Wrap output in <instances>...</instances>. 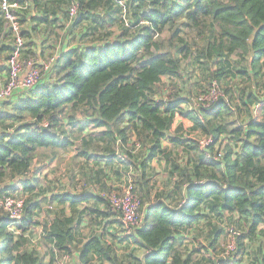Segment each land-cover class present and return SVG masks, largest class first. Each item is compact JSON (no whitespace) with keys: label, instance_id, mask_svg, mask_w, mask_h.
<instances>
[{"label":"trees","instance_id":"trees-1","mask_svg":"<svg viewBox=\"0 0 264 264\" xmlns=\"http://www.w3.org/2000/svg\"><path fill=\"white\" fill-rule=\"evenodd\" d=\"M74 2L79 4L75 22L89 20L82 37L91 35L90 41L99 42L61 52L43 81L16 92L3 102L13 105L12 111L0 112V197L36 194L25 199L23 218L14 230L0 207V264H45L37 247L28 246L35 226L43 228L51 264L68 255L76 264H90L94 256L109 264H214L215 259L219 264H264L262 246L256 253L248 247L260 227L264 234V0H30L27 9L44 6L43 16L28 18L27 11L21 16L20 11V22L32 23L27 30L20 28L21 35L38 38L39 25L50 23L42 32L50 38L57 21L50 14L57 10L69 18ZM3 20L1 16L0 53L6 49L2 32H10ZM119 20V33L100 34ZM166 31L170 39L164 45L159 37ZM198 40L203 44L193 55ZM23 57L39 58L34 52ZM187 57L210 71L207 87L182 73V58ZM213 82L221 85L222 96L205 106L198 98ZM187 120L188 132L178 123ZM90 123L103 128L98 137L74 129ZM96 141L91 151L88 146ZM71 148L85 164L93 161L95 174L106 173L100 167L106 164L125 180L115 187L92 174L80 193L54 194L56 209L42 221L37 214L47 198H39L45 190L30 176L33 162L45 163ZM155 160L166 165L162 186L156 185L155 179H161L152 166ZM93 182L102 187L92 189ZM127 186L139 198L144 219L134 229L123 224L111 202ZM37 188L42 193H35ZM90 214L95 224L108 218L103 226L125 232L112 233L124 243L122 250L103 234L80 239ZM237 215L249 229L241 232L232 224L239 232L237 247L223 260L217 242L231 224L227 220ZM205 222L211 239L206 253L194 261L199 250L188 253L183 237L194 229L192 239H198Z\"/></svg>","mask_w":264,"mask_h":264},{"label":"rangeland","instance_id":"rangeland-1","mask_svg":"<svg viewBox=\"0 0 264 264\" xmlns=\"http://www.w3.org/2000/svg\"><path fill=\"white\" fill-rule=\"evenodd\" d=\"M4 22H6L5 20H3ZM83 26H81L79 31H82L79 33V38L77 39V37H75V39L72 38L71 44L75 43L74 45H81V47H85L88 44H96L98 41L92 42L90 41L92 36L88 35L86 37H81L82 34L85 32V30L82 28ZM85 29L87 28V26H84ZM122 27V23L120 22V20L118 22H115V24L112 27L106 26V28L101 29L102 31H111L114 33H119ZM105 32H100V34H103ZM69 34V33H68ZM191 34L195 35V29L191 30ZM160 40L162 41V43L164 45H167L170 39L169 33L168 31L164 32V34L162 36L159 37ZM198 39V38H197ZM101 41V40H100ZM199 45H196L193 47V55H197L199 53V51L201 50V46L203 44V42L201 40H198ZM183 56V54L181 55ZM236 59V58H235ZM182 73L186 76H191L192 79L190 80L191 82L194 81H199L202 84H204V86H208V79H205L208 74H209V70L206 69L204 66H202L201 64H198L196 62L192 61V58H182ZM215 67V66H214ZM56 74V72H55ZM55 76V75H54ZM44 80V78L42 79V81ZM168 81V77H164V81L163 82H167ZM234 83H237V80L233 81ZM179 83L181 86H183V88H185L184 83L179 80ZM221 88V85H220ZM204 89L201 88V90ZM4 101H0V112L2 110H10L12 111V106H4L3 104ZM189 121V120H187ZM179 123V121H178ZM176 122V125L178 124ZM87 127H84L83 130H78L77 127H75L74 129L77 131H82L84 133H92L94 134L93 136L98 137L103 128H95L93 127V125L90 124H86ZM73 128V127H72ZM189 129V125H187V132ZM186 129H184L185 131ZM184 131L182 132L183 135L185 136ZM76 132L74 133V135H76ZM76 140L80 139V136L78 138H75ZM77 143H79L78 141H76ZM98 143L96 142H92V144L90 146H88V148L91 151H95L94 149V145ZM99 144H102L103 146L105 145L104 142H100ZM74 148H71V150H69V153H66L65 150H60L59 153L55 156V157H50L48 159H46L45 163H42L41 160L36 159L33 162V169L34 171H32V173L30 174V176L32 178H36L40 181V185L42 188H44V192L42 193L40 191V189H36L35 193H42L41 196L39 197L40 199H42L43 201L47 198L46 202H44V207L42 209V211H40L39 214H37V216L39 217V219H41L42 221H46V220H50L52 218V215L54 212V210L56 209V202H52L51 198L54 194L57 193H61V192H75V193H80L81 192V188L85 185V181L88 182V178L92 175L95 174L94 171L95 169H97V166L93 163V161H90L89 164H85V161L83 159H80L78 156H75L74 154ZM72 151V152H70ZM44 165L42 168L37 169L40 167V165ZM104 166L105 167V172L106 173H99V174H95V177H97L99 180H103V181H108V183H112V184H117L115 187L119 186L120 182H124V178H122V180H119L117 178V174L116 172L112 171V169L110 168V165H106V164H100V167ZM121 168V167H120ZM119 168V169H120ZM88 173V174H87ZM106 174V176L103 177V175ZM161 176V175H159ZM158 176L159 179H161ZM157 180L156 185L158 186H162V182L164 179H161L158 182ZM90 187L92 189L95 190H99V186L100 188L102 187V183H100L99 185L96 184V182H93L91 184ZM121 185V184H120ZM20 191H22V189H20ZM20 194H23L22 196L27 199L30 196L35 197V195H31L29 193H25V192H20ZM89 205L93 206V203H88ZM100 209H104V205L100 204L99 205ZM67 212H69V209L67 210ZM87 218H85L84 221V225L82 226V231H81V236L80 239L83 241L85 239H87L91 234H98V235H102L103 234V238H105V240H112V242L116 243V247L119 248V251L122 250L123 246L121 245V243L118 242V237H113L112 233L115 232L116 235L120 236V234H122L123 232H117L115 229L114 231H110V226L106 225L103 226V224H105L106 222H108V218H105L103 220V223H98L95 224L94 221H91V218L93 217L91 214L86 216ZM240 216H234L232 219L227 220L229 223L227 227H226V231L225 234L222 235V237L218 240L217 245L220 247V253L218 255H220L223 250L226 248L229 240H230V232H229V228L230 227H234L232 224H237V227L239 229V231L243 232V231H247L249 228L248 227H243L246 224V221H241L240 220ZM239 221V223H238ZM99 224H101L102 226H100ZM240 224V225H239ZM243 225V226H242ZM221 226V225H220ZM203 231L201 232V235L199 234L198 239H190L187 240L185 243L186 244H190L192 243L194 246L192 249L194 250H199L198 252H195V254H197V256L200 255L201 252L206 253V250L203 251L202 249L205 248V244L203 243L204 241H206L205 243L207 244V241L210 242L209 240L211 239V236L209 238V240L207 239V235L209 234V231L211 230L210 226L207 224V222H205L203 225ZM235 228V227H234ZM107 230L110 231V233H107ZM263 227H260V230L256 233V235L253 237L255 239L253 240H249L248 242V247L249 250L253 253H256L257 250L262 246V250L264 251V234H263ZM30 233L32 234L33 237V241L30 242L28 246L30 248H36L37 250H39L41 252V255H43L42 259L44 261V263H49L50 261H48L49 259L52 260V255L49 254L48 252V248L44 245V238L42 236V232H43V228L42 226H35V227H31L30 229ZM126 231V230H125ZM125 233V232H124ZM42 236V237H41ZM203 238L204 241L202 242V240L200 239ZM189 252V250H188ZM194 253V252H193ZM58 256V255H57ZM69 256V261L66 264H72L73 263V256ZM73 257V258H72ZM48 258V260H46ZM57 258V257H56ZM63 256H60L59 259H55L54 261L56 262H60L62 260ZM218 261V260H217ZM247 263V261H246ZM76 264V261L73 263ZM90 264H109L108 262H104V263H100V260L97 257H93V260Z\"/></svg>","mask_w":264,"mask_h":264},{"label":"built area","instance_id":"built-area-1","mask_svg":"<svg viewBox=\"0 0 264 264\" xmlns=\"http://www.w3.org/2000/svg\"><path fill=\"white\" fill-rule=\"evenodd\" d=\"M29 1L27 0H0V11L2 18L6 21V29L12 31L15 39L13 51L9 58V76L4 84H0V101L10 100L14 94L21 89L33 88L39 84L45 73L50 70L58 59L59 53H53L46 59H34L23 57L24 38L21 35V25L19 12L27 9ZM79 4L74 2L69 9V21L73 22L78 14ZM222 96L220 85L213 82L208 88V93L199 96V101L209 106L213 101ZM209 139L202 142L207 144ZM111 202L114 208L119 212L124 225L129 229L141 227L143 225V215L140 212V200L132 190V186H127L121 195L111 196ZM0 207L5 210L12 219L11 229L20 224L25 207V198L22 194H9L0 197ZM235 227V226H234ZM230 227V240L220 254V258L226 260L235 251L237 247L238 230ZM69 256H64L57 264H66ZM214 264H219L214 262Z\"/></svg>","mask_w":264,"mask_h":264},{"label":"crops","instance_id":"crops-1","mask_svg":"<svg viewBox=\"0 0 264 264\" xmlns=\"http://www.w3.org/2000/svg\"><path fill=\"white\" fill-rule=\"evenodd\" d=\"M27 1L30 2V0H27ZM45 2H50V0H45ZM29 9L20 12V16L23 15L25 11H27V14L29 13L28 18H30L33 15H36L38 18L43 16L44 6H41V8L38 11H30ZM98 9L101 11L102 14L103 13L105 14V9L103 8V6H100ZM1 16H2V14L0 11V17ZM26 18H27V15H26ZM49 18L50 19H52V18L57 19L56 23L54 24L53 32L51 34H49V36H51V37L50 38H47V37L44 38V35L42 33V32H44L43 26L45 25L46 29H47L50 26V23H47V25H46V23H41L39 25V28H40L39 34L40 33L41 34L38 36V38L36 37V38H31V39H24V46H23V54L24 55L27 53L33 54V52H34L36 57H39L40 59H46L49 56H51L53 53L61 54V52L67 51V49L79 46V45H77V46L74 45L75 43L71 44L70 41H72V38L73 39H75V37H77V39L79 38V33L82 32L79 30H80L81 26H83L82 28L85 30L84 26H88V24H89L88 19L81 20L80 22H77V21L75 22V20H76L75 19L73 22H70L68 17H65L61 11H57V10H55L54 15L51 13ZM36 23H38V22L34 21V24H36ZM20 24H21V28H23V30H27L29 25L32 23L29 24V22L26 21L23 24L20 22ZM4 30H6V22H4ZM103 32H105V31H103ZM114 34H116V33H114ZM1 37L3 38L1 41V45H2V47L6 48L5 50H3L0 53V56H1L0 57V84H4L7 81L8 76H9V58H10L12 49L14 48L13 47L14 46V38H13L14 35H13L12 31L8 32L6 35L4 34V31H3ZM43 39L46 40V43H45V40H43ZM11 42H13V43L10 44ZM181 124L185 128H187V125H190L188 123V121L179 122V125H181ZM165 144H168V141H165ZM66 153H69V151H66ZM152 166L155 169V171L158 172L159 175H161L159 177L163 178L164 174H165V167H166L165 162L155 160L152 162ZM163 171H164V174H163ZM112 230L114 231V229H112ZM117 232L119 233V232H123V231L117 230ZM128 233H130V232H128ZM194 234H195L194 229H190V233L187 234V237L186 236L183 237L184 243H183L182 247L183 248L186 247L189 250L188 253H190V252H192V250H194V249H192L194 245L192 243L186 244L185 242L187 240L192 239L194 237ZM123 235H125L124 232L122 234H120V236H123ZM196 236H198V234ZM200 239L202 240V242L204 241L203 238L200 237ZM205 242L206 241H204L203 243L205 245H208L209 242L207 241V244ZM121 245L124 246V243H121ZM135 247H137V245L134 244V246H132V248L136 249ZM202 250L204 251V249H202ZM193 259H194V261H197L199 259L197 254H195V253L193 254ZM46 260H48V258ZM48 261H51V260L49 259ZM215 262H217V259H215ZM45 264H51V263L45 262ZM53 264H57V262L54 261Z\"/></svg>","mask_w":264,"mask_h":264}]
</instances>
